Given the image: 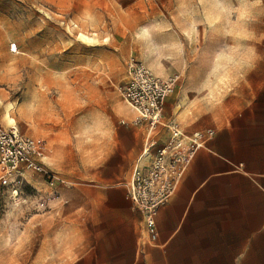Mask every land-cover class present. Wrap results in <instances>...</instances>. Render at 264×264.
Instances as JSON below:
<instances>
[{
  "label": "rangeland",
  "instance_id": "374dc122",
  "mask_svg": "<svg viewBox=\"0 0 264 264\" xmlns=\"http://www.w3.org/2000/svg\"><path fill=\"white\" fill-rule=\"evenodd\" d=\"M131 60L172 82L155 127L120 97ZM250 69L264 70V0H0V127L10 128L3 107L14 104L15 129L46 145L58 177L50 188L28 175L14 199L0 185V264H79L89 241L81 172L108 161L121 176L124 128L143 151L164 145L170 124L220 129ZM110 171L107 184L118 182Z\"/></svg>",
  "mask_w": 264,
  "mask_h": 264
},
{
  "label": "crops",
  "instance_id": "0c3cea01",
  "mask_svg": "<svg viewBox=\"0 0 264 264\" xmlns=\"http://www.w3.org/2000/svg\"><path fill=\"white\" fill-rule=\"evenodd\" d=\"M237 99L233 115L212 130L158 209L154 245L127 197L131 169L146 145L137 130L120 131V152L107 160L119 152L127 164L121 176L108 161L81 172L89 241L79 264H264V70H248ZM102 167L118 182L107 184L113 179Z\"/></svg>",
  "mask_w": 264,
  "mask_h": 264
},
{
  "label": "built area",
  "instance_id": "2783aa9c",
  "mask_svg": "<svg viewBox=\"0 0 264 264\" xmlns=\"http://www.w3.org/2000/svg\"><path fill=\"white\" fill-rule=\"evenodd\" d=\"M13 53L15 45L10 46ZM172 82L160 80L150 69L131 60L126 67V80L119 89L123 103L136 115V122L150 127L160 123L163 105ZM120 124H124L123 121ZM169 136L164 145L144 150L132 169L127 183V197L142 216L148 244L157 241L156 213L174 195L186 169L196 153L210 141L212 130L184 133L175 125L166 126ZM46 145L19 133L14 127H0V185L11 188L12 199L17 188L28 184V175L42 177L47 187L54 188L57 174L46 164ZM48 194L39 196L40 208H47Z\"/></svg>",
  "mask_w": 264,
  "mask_h": 264
},
{
  "label": "bare ground",
  "instance_id": "6f19581e",
  "mask_svg": "<svg viewBox=\"0 0 264 264\" xmlns=\"http://www.w3.org/2000/svg\"><path fill=\"white\" fill-rule=\"evenodd\" d=\"M95 36V35H94ZM93 36V37H94ZM91 37V36H90ZM79 39L84 42V43H90V42H95L94 39H91L89 37H87L86 35L83 34H79ZM16 51V50H15ZM14 110V104L12 103H7L4 107H3V119L6 122V125L9 127H14L16 122L11 118V113ZM176 110H180V106L176 108ZM15 128V127H14Z\"/></svg>",
  "mask_w": 264,
  "mask_h": 264
}]
</instances>
